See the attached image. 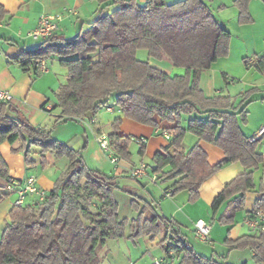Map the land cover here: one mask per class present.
<instances>
[{
    "label": "trees",
    "instance_id": "16d2710c",
    "mask_svg": "<svg viewBox=\"0 0 264 264\" xmlns=\"http://www.w3.org/2000/svg\"><path fill=\"white\" fill-rule=\"evenodd\" d=\"M97 1V15L87 30L73 38H61L59 43L54 42L53 35L34 48L23 49L16 61L24 70L31 68L37 73L35 60L53 57L65 69L64 82L58 86L51 108L57 110L55 123L93 118L92 113L109 101L121 116L137 123L152 127L160 122L172 123L164 128L168 143L153 154L150 165L155 180L171 181L163 196L167 191L172 196L186 190L188 200L195 202L204 180L225 164L239 162L244 171L226 182L210 204L212 219L232 225L235 213L243 208L246 193L254 188V170L264 167V151L259 147L262 139L249 141L240 127L246 122V107L255 99L258 88L240 92L234 104L229 95L205 96L199 86L201 72L228 54L229 30L214 17L207 0ZM248 1L233 0L239 24L252 21ZM138 49L146 50L147 59L136 57ZM148 58L165 59L182 68L183 73L167 74L152 66ZM244 63L264 76V52L251 64L248 59ZM223 78L227 83L225 75ZM121 116L109 123L106 137L118 160L129 161L131 137L117 132ZM187 132L219 147L223 158L208 163L197 143L185 151L182 142ZM18 140L22 144L12 150L23 151L27 165L34 164L30 158L32 146L39 148L43 168L47 166L42 155L46 152L66 157L68 164L43 200L35 197L7 212L0 236V264H101L105 254L99 255V251L107 241L126 237V219L119 215L116 189L132 196L131 206L137 211L130 221L128 239L154 237L164 231L166 223H176L160 213L156 201L140 200L120 185L117 176L88 166L80 150L52 138L49 129L31 125L17 112L12 100L0 101V144L12 145ZM138 155L144 156V144L139 145ZM12 180L0 153V189ZM258 190L264 192V182ZM261 211L264 194L255 200L249 217ZM223 243L229 250L250 248L253 262L264 264V230L255 229L235 239L226 237ZM178 251L179 264H230L199 254L190 245Z\"/></svg>",
    "mask_w": 264,
    "mask_h": 264
},
{
    "label": "crops",
    "instance_id": "0c3cea01",
    "mask_svg": "<svg viewBox=\"0 0 264 264\" xmlns=\"http://www.w3.org/2000/svg\"><path fill=\"white\" fill-rule=\"evenodd\" d=\"M137 1L141 3L146 0ZM165 1L166 3H174L180 0ZM211 1L213 2L214 0ZM217 4H219L218 6H226V3L222 2H217ZM0 7V89L11 93L12 103L16 107L17 112L35 127H43L45 129L63 128L65 133L59 134L54 139L65 143L71 148L80 150L88 166L108 175L117 176L121 186H129L128 183L124 182L127 178L133 179L129 175L130 168L137 167L141 163L149 166L146 168L147 174L143 178L152 180L154 174L150 171V165H152L151 158L157 150L168 143L169 138L164 128L171 126L172 123L160 122L158 127L143 125L121 116L119 109L109 102L105 105H100L92 113L93 121L91 123H88V120L81 117L62 119L55 123L57 110L51 108L56 100L55 93L57 88L64 82L65 69L58 64L56 58L51 57L46 59L47 70L45 72L38 71L34 73L31 68L24 70L15 59L23 49L34 48L41 42L30 35V32L36 28L41 13L60 15V19L56 21L57 28L54 32L56 38L54 42L59 43L61 38H73L81 31H85L90 27L89 23L95 18L99 9L98 1L0 0ZM237 13H234L236 20ZM218 18L216 19L229 30L228 19L225 17ZM235 27L241 33L234 34L229 31L231 37L228 54L218 58L211 68L201 72L199 86L205 96L229 95L232 97L234 104L238 103V94L240 92L253 86L258 88V92L255 93L258 95L246 107V122L240 123L242 132L250 138L256 134L261 126H264V76L256 72L251 65L247 67L244 59H248V64H251L256 55L264 52V33L244 35L242 28L246 27L245 25L239 24V26ZM148 61L152 66L161 69L167 74L183 73L182 68L174 67L165 59L156 60L148 58ZM223 75L226 76L227 83L224 81ZM236 80H239L238 83H235ZM234 96H237L236 100L233 98ZM255 101H262V104H260L262 113L258 109L260 114H258L257 120L253 123L249 121L250 116H252V105ZM253 109L256 108L253 107ZM118 116H121L118 133L131 138L145 137L146 143L144 144V156L139 157V161H133V153L129 149L131 152L130 160L119 159L117 165L114 166L108 159L107 151H104L99 146L97 138L102 135L106 136L110 130L109 123ZM182 124L185 127L186 121L184 120ZM257 138L262 139L259 147L261 151H264V137L259 136ZM132 142L136 143L131 139L129 148ZM196 143L206 153L208 163L215 164L223 158V151L219 147L198 140L195 135L189 132L185 133L182 142L185 151ZM20 144H22L21 140L16 141L12 145L7 142L0 144V153L7 165L8 175L15 180H25L29 176H33L40 188L49 191L52 189L55 179L67 166V158L63 156L57 158L53 153L46 152L42 154L47 161V166L43 168L40 166L41 156L39 148L32 146L30 158L34 164L27 165L24 162L23 151L12 150V148H16ZM139 145L136 143L135 148L137 153ZM145 158L149 159L150 162L146 163L144 161ZM243 171L244 167L239 162L225 164L202 182L198 189L199 197L195 202L188 200V192L186 190L172 196H163L164 190L170 188L171 181H161L164 183L159 185L157 182L160 180L154 179L153 181L157 183L156 189L159 190V199L156 200L153 195H151V199L158 203L162 215L176 222L174 224L187 238L190 247L193 249V239L197 240L194 234V222L201 218L209 223L210 239L213 242H218L217 247L220 251V253L214 251L216 256L214 254L209 256L223 263L222 258H225L224 262H226L232 257L234 251H241L240 260L247 261L248 264H255L252 260L254 252L250 248L244 247L229 250L228 246L223 243V240L226 237L235 239L240 235L254 232V229L250 228L245 223V220L250 218L249 213L254 206L255 200L264 194V192L258 190L259 184L264 182V167L260 166L254 170V188L246 193L243 208L235 213L232 225H223L212 219L210 210V204L214 196L222 189L223 185ZM146 189V185H143V191ZM115 191L118 193L115 194ZM143 191L135 190V194L140 200L148 199ZM117 194L118 198L121 196L125 200V204L129 205V208L125 209V211H122L120 208V200L117 198ZM12 195L6 189H0V236L7 212L12 208ZM114 197L118 202L120 217L126 219L124 229L126 237L107 241L106 245L112 251H107L105 254L106 264H148L151 259L163 255L162 241L164 231L154 237L143 235L134 241L127 238L130 232V221L136 216L137 211L132 208V196L127 192L116 189L114 190ZM34 198L35 195L27 196L24 204H27ZM223 207L224 205L220 208L219 212ZM178 256L177 264L180 262V252Z\"/></svg>",
    "mask_w": 264,
    "mask_h": 264
},
{
    "label": "built area",
    "instance_id": "2783aa9c",
    "mask_svg": "<svg viewBox=\"0 0 264 264\" xmlns=\"http://www.w3.org/2000/svg\"><path fill=\"white\" fill-rule=\"evenodd\" d=\"M60 19L59 14H45L41 13L38 19V24L34 28L30 35L37 40H49L57 28L56 21ZM35 66H37L38 71L45 72L47 70L46 59L40 58L35 60ZM12 100V95L9 91L0 89V101H10ZM109 110V108H107ZM82 119L88 120V123H91L92 118ZM264 137V126H261L254 136L249 138V141H254L257 137ZM137 144H145L146 138L132 137L131 138ZM99 146L107 151V156L109 161L116 166L118 157L109 149L108 141L106 136H99L97 138ZM147 174L146 166L144 163L139 164L137 167L130 168L129 175L134 178H141ZM155 179V175L153 179ZM8 192H11L15 197L12 201V206L20 207L24 204L25 199L29 195H35L38 201L44 199L46 195V190L40 188L36 179L33 176H29L25 180H12L5 188ZM170 192L167 191L165 196H170ZM245 223L252 229H261L264 230V211H261L256 217L249 218L245 220ZM165 235L162 241L163 255L155 257L150 260L148 264H177L178 249L183 246H189L187 238L180 232L179 228L171 223H166L164 227ZM194 234L197 240L201 242H211L210 239V225L204 219H197L194 222Z\"/></svg>",
    "mask_w": 264,
    "mask_h": 264
},
{
    "label": "rangeland",
    "instance_id": "374dc122",
    "mask_svg": "<svg viewBox=\"0 0 264 264\" xmlns=\"http://www.w3.org/2000/svg\"><path fill=\"white\" fill-rule=\"evenodd\" d=\"M217 2L218 3H220V2L226 3L225 4L226 6L225 7H224V5L218 6L219 4H217ZM141 3H144V2H141ZM207 4L209 5L210 9L212 10L213 15L216 18L219 17L221 19V18L225 17L228 19V21H229L228 27H229L230 32H232L234 34L239 32L238 30H236V27H235V26H239V23L236 20V17H234V13L238 12V11H237V7L233 3V0H214L213 2L211 0H207ZM219 7H221V9H219ZM248 10L251 14L252 21L250 23L243 24L246 26V27L242 28V31H244V35L245 34H254V33L255 34L262 33L263 34L264 33V0H249L248 1ZM239 33H241V32H239ZM136 57L138 59H147L146 50L145 49H138L136 51ZM238 81L239 80H236L235 83H238ZM256 95H258V94H255L254 96L256 97ZM233 98L236 100L237 96L236 97L234 96ZM261 102L255 101V103H253L252 106L255 107L256 109H253V107H252V111H251L252 116H250L249 122L254 123V121L257 120V118L259 116L258 114H260V111L262 113V107H260V104H262ZM109 103H112V102L109 101ZM49 129H50V135L52 136V138L58 136L59 134L61 135V133H65L63 128H49ZM135 147H136V143L132 142L129 149L133 153V158H134L133 161L137 162V161H139L140 156H138V158H137L138 153L136 152ZM144 161L146 163L150 162V160L147 158H145ZM148 167L149 166L147 165V168ZM124 183L129 184L128 187H126V186L125 187L127 188V190L131 191L132 193H135L136 189L143 191V185H146L147 189L144 190L143 192H144L145 196H147L148 200L151 199V197H152L151 195H153V197L156 200H158L159 199V194H158L159 190L156 189L157 188L156 184L158 183L160 185V184H163L164 182L159 181V182L155 183L153 180H147L146 178L141 177V178H139V180L127 178ZM116 193H118V192L115 191V194ZM120 194H122V193H120ZM14 197H15L14 195L11 196V202L13 201ZM117 198H118V194H117ZM118 199L120 200V208L122 209V211H125V209L129 208V205L125 204L126 202H124L125 200H123V198L121 196H119ZM192 239H193V237H192ZM193 240H194V242H193L194 250L199 254H203L206 256L214 254V256H216L215 252L220 253V251L217 247L218 242L211 241V242L204 243V242H201L199 240H195V238ZM101 250H100L101 252L99 251V255L102 254V256H103V254H106L107 251H112L111 249H108V245H105L104 249H101ZM241 254H242L241 251H234L232 257H230V259L228 261L224 262L225 258H222V262L223 263H228V262L241 263V261H243V260H240ZM104 260H105V258L102 257V263L101 264H106L107 261L106 260L104 261Z\"/></svg>",
    "mask_w": 264,
    "mask_h": 264
}]
</instances>
